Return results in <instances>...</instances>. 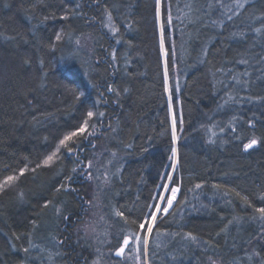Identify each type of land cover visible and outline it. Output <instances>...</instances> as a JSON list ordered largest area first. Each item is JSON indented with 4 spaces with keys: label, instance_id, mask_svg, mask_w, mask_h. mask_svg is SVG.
<instances>
[{
    "label": "trees",
    "instance_id": "16d2710c",
    "mask_svg": "<svg viewBox=\"0 0 264 264\" xmlns=\"http://www.w3.org/2000/svg\"><path fill=\"white\" fill-rule=\"evenodd\" d=\"M239 1L0 0V183L27 169L15 190L0 195V264H20L30 240L52 233L63 264L90 263L54 223L65 201L70 224L80 220L82 205L67 192L82 188L73 185L82 140L57 165L42 166L85 120L114 133L111 149L123 157L108 196L110 209L124 214L117 224L141 230L176 147L170 185L180 192L151 235L171 238L169 263L264 264V248L250 249L264 233L256 211L264 207V0H243L227 18L221 3ZM169 5L171 17L186 12L184 23L169 25ZM86 36L95 44L91 62L75 50ZM252 139L257 144L246 150Z\"/></svg>",
    "mask_w": 264,
    "mask_h": 264
},
{
    "label": "rangeland",
    "instance_id": "374dc122",
    "mask_svg": "<svg viewBox=\"0 0 264 264\" xmlns=\"http://www.w3.org/2000/svg\"><path fill=\"white\" fill-rule=\"evenodd\" d=\"M237 3H243V0L242 2L239 1ZM237 3L227 4L226 7H224L225 16L227 18L229 15H234V11H236L238 8L236 7ZM185 16L186 12H184L182 9L177 10L175 12V16L171 17V23H169V25L172 26L174 20L179 21L180 24L184 23L183 20L185 19ZM107 27L109 28L110 24L107 25ZM161 31H163V29ZM111 33L112 36L117 35V31L113 28V26L111 27ZM180 37L181 36L179 34V38ZM78 41L79 43H76L75 50L80 51L81 49L86 52L87 56L89 57L87 62H91L95 51L93 38L91 36H86L79 39ZM173 115L174 112L170 106L171 125ZM94 129L88 125V128L83 134H78L77 136H74L72 140L68 141V146L72 143L78 142L79 140H82L83 143L82 144L80 141L79 143H75L77 147H79L78 157L76 158L75 162L79 169L76 171L77 180L73 183V185H75L79 184L80 182L82 188L80 192H78L80 193L79 195L74 191L67 192L69 197L72 196V199L74 198L79 200L82 205L80 220H75L74 223L76 224H70L69 218L71 215L68 212L70 201H65L61 203L62 205H59L58 208H56L54 223L63 234L67 232L70 234V237L75 243V247L83 254L84 261H90L89 264H170L169 261L171 258L169 253H166V251L168 247L171 246V238L167 234H160L157 236L158 238L156 237L154 240H152V234L148 236L146 233L148 224L145 226V229H141L135 233L141 237L142 241L145 238L148 239L147 254L145 255L142 245L140 252L137 253L133 241L129 244L128 248H126L125 254L121 258L115 257V251L118 250L120 246H122L123 238L134 233L127 229V227L122 226V224H117L115 222V219L118 218L114 214L115 211L110 209L108 203V196L112 191L114 179L121 171L123 157L120 156L118 152H115L111 149L112 136L114 133L109 134L106 132L103 135ZM89 133H91V135ZM176 137L177 139H173L175 146L178 142V136L176 135ZM81 144L83 147H85V150L81 148ZM58 147L59 152L55 151V157L47 165L44 164V161L46 160L45 159L42 162L43 167L51 168L59 163L65 148L61 145ZM87 149H89V152L86 154ZM113 153L115 155H113ZM89 161L92 163L91 168L87 167ZM173 166L175 167L176 171V159H174L172 156L171 171L169 173V177H171V179L167 180V183L160 196V198H164L165 200L170 194L168 191H166V189L172 188L170 184L175 173V171H173ZM88 172L92 173L91 179L88 178ZM104 173H107V180L104 177ZM19 176H17L18 179ZM18 179L10 186H4L3 190H0V195L5 191L15 190ZM178 194L173 202V206L177 201ZM159 203L160 199L157 201V204ZM161 206L163 207V205ZM171 210L172 209L169 210V213ZM65 217H67V219H65ZM160 218L161 216L157 215V219L153 224V229L157 225ZM54 234L55 233L49 234L43 239V241L40 242L30 240L27 243V248L29 251L27 253L22 251L23 256L21 257L20 264H63V260L66 258V255L62 249V243H59V237H56ZM157 245H159V247H157ZM255 247L264 248V233H262L260 238H258L254 244L251 245L250 249H254ZM216 261L217 264H222L221 260ZM203 264H209V261L207 260V262L205 261Z\"/></svg>",
    "mask_w": 264,
    "mask_h": 264
},
{
    "label": "snow or ice",
    "instance_id": "6c2138e0",
    "mask_svg": "<svg viewBox=\"0 0 264 264\" xmlns=\"http://www.w3.org/2000/svg\"><path fill=\"white\" fill-rule=\"evenodd\" d=\"M157 4L160 5L161 4V0H157ZM220 6L221 7H225V5H223L222 3H221ZM170 7L171 6L169 5V13H168V21H167L168 23H171ZM189 7H190V5H189ZM236 7L243 8L244 4L243 3H237ZM238 14L239 13H237V15ZM228 18L231 19L232 18L231 15H229ZM161 27L163 29V26H161ZM256 32L260 33L261 29L257 28ZM56 39L60 40L61 37L59 35H57ZM77 43H79V41H77ZM161 45H163V35H161ZM165 55H167V53H165ZM239 62L242 63V64L248 63V61L244 60V59H241ZM166 74H167V70H166ZM245 74H247V73H245ZM233 80H236V77H233ZM178 87H179V85H177V88ZM229 98L230 99H235V97H229ZM169 99H171V96L169 97ZM226 103H227V101H226ZM100 115L103 116V113H100ZM87 116H88L89 119H91L94 116V113L90 111V112L87 113ZM180 121H181V124H182L183 123L182 114H181V117H180ZM87 128H88V120H85L83 126L78 130V132H73V133H71V135L65 136L64 139H62L60 141V145L63 146L64 148H66L67 151L70 153L72 151V149L70 147H68V141L72 140V138L74 136H77L78 134H83L86 131ZM89 134L91 135V133H89ZM172 134H173V139L174 140L177 139V137H176V116H175V114L172 117ZM209 142L211 143L213 141L210 140ZM255 144H257V140L256 139H252L249 143L245 144L244 147L247 150V149L252 148ZM56 152H59V147L56 149ZM56 152H54L52 155H49L46 158V160L44 161L45 165L49 164L53 160V158L56 155ZM113 155H115V154L113 153ZM172 156H173L174 159H176V163H178L179 161H178V158H177V151H176L175 148L172 149ZM87 167L88 168L92 167L91 161L88 162ZM26 170L27 169L21 170L20 175L22 176ZM73 171H75V169H73ZM173 171H175V167L174 166H173ZM104 177L107 180V173H104ZM88 178L89 179L92 178V173L91 172H88ZM17 179H18V177L14 176V175L7 176L3 180V182L0 183V190H3L4 186H6V185L10 186ZM69 179H70V177H69ZM168 179L170 180L171 177H168ZM195 187L197 189H199V188L202 187V185L201 184H196ZM215 187H219V186H215ZM166 191H168L170 193L168 198L166 200L164 198H159L160 199V203L155 205L153 208L149 209L150 215L145 217L143 219V221L141 223H139V225H138L139 229L143 230V229H145V224H148V227L146 229V233H147L148 236H150L152 234L153 224H154V222L157 219V215H160L161 218H162L163 216L168 215L170 209H173V202L176 199L177 194L180 192V188L179 187H172L171 189H166ZM161 205H163V207ZM256 211L260 214L259 219L264 221V207L257 208ZM114 214H115V216H118V217H122V218L124 217V214L122 212H120V211H115ZM65 219H67V217H65ZM126 222H127V220H126ZM132 223H135V221H132ZM173 235H176V234H173ZM18 238L19 237H17V239ZM183 238L188 240L190 242V244H192V245H196L197 247L200 246V242L198 240V237L192 235L191 233L184 234ZM133 241H134V244H135L136 252L137 253L140 252V248H141V245H142L144 253L146 255L147 254V250H148V239L145 238L142 241L141 237L138 234H135V233H132L131 235L125 236L123 238L122 246H120L118 248V250L115 251V255L118 256V257L123 256L125 254V249L128 248L129 244L131 242H133ZM59 243H62V241H60ZM203 243L205 245L208 244V242H206V241L203 242ZM157 247H159V245H157ZM23 250H24L25 253H27L29 251L28 248H24ZM257 255H258V253H257ZM173 259H175V257ZM207 259L209 261V264H217V261L214 260L212 257H208ZM248 259L251 260V256H249Z\"/></svg>",
    "mask_w": 264,
    "mask_h": 264
},
{
    "label": "water",
    "instance_id": "95a60500",
    "mask_svg": "<svg viewBox=\"0 0 264 264\" xmlns=\"http://www.w3.org/2000/svg\"><path fill=\"white\" fill-rule=\"evenodd\" d=\"M125 250H126V249H125ZM115 257H116V258H121L122 256L118 257V256L115 255Z\"/></svg>",
    "mask_w": 264,
    "mask_h": 264
}]
</instances>
